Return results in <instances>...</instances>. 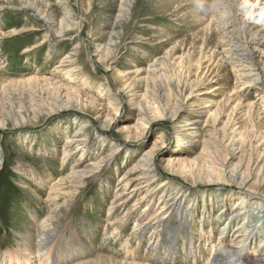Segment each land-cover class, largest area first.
I'll use <instances>...</instances> for the list:
<instances>
[{
  "label": "rangeland",
  "instance_id": "1",
  "mask_svg": "<svg viewBox=\"0 0 264 264\" xmlns=\"http://www.w3.org/2000/svg\"><path fill=\"white\" fill-rule=\"evenodd\" d=\"M24 1L0 0V264H10L11 258L14 264H48V256L39 253L37 244L39 226L45 221L54 235L49 242L52 256H72L74 250L78 255L60 264H141L147 256H151L148 264H207L213 246L203 248L198 229L207 228L211 243H218L221 227L230 216L251 210L239 201L221 205L235 194L251 193L264 207V0H64L81 21L79 30L65 36L58 34L65 16L61 0ZM30 3L35 11L25 9ZM230 4L236 18L231 24L224 18ZM213 10L222 15L210 30ZM123 14L127 29L118 51L107 60L109 72L98 63L90 41L108 20L116 21ZM224 36L245 39L241 41L260 68L259 81L252 77L245 84L235 69L224 71L215 62L217 51L229 49ZM50 45L57 50L48 60ZM77 45L83 73L73 78L67 71H56V65ZM134 47H141L146 57ZM162 58L169 61L165 62L169 64L167 86L181 80L192 94L190 99L167 100L166 108L177 115L176 122L183 123L191 108L181 111L182 104L201 108L205 114L215 111L205 103L214 102L220 115L214 120L207 113L200 129L194 130L198 131L196 140L210 142L213 150L208 152L216 157L219 170L223 163L241 166L249 175V190L225 184L223 176L207 182L196 160H205L209 154L202 157L200 150L181 148L184 137L172 123L159 120L145 128L139 121L136 98L144 92L131 74L140 70L147 75L149 65ZM175 59L179 62L171 64ZM125 84L129 89L123 92ZM250 104L254 117L249 115ZM79 131L81 139L87 140L84 145L72 143ZM234 136L238 137L233 143ZM234 151L236 159L232 160ZM146 160L150 165L144 167ZM74 162L81 163L83 175L71 183V203L67 206L62 195L47 203L51 187L60 177H68ZM137 165L152 166L156 173L154 180L140 186L146 185L139 199L167 180L171 185L165 188V198L169 203L176 199L180 205L179 210L168 212L163 229L140 240L132 239L131 231L148 202L143 201L124 219L127 226L118 234L110 226L125 216L121 208L110 214V207L116 196L125 194V184L138 176L139 172L128 174ZM151 210L150 216L160 211L156 204ZM259 213L246 216L250 220L230 221L231 227L236 231L242 226L239 232L243 234ZM137 229L141 235L143 227ZM191 233L199 248L195 254L187 250Z\"/></svg>",
  "mask_w": 264,
  "mask_h": 264
},
{
  "label": "bare ground",
  "instance_id": "2",
  "mask_svg": "<svg viewBox=\"0 0 264 264\" xmlns=\"http://www.w3.org/2000/svg\"><path fill=\"white\" fill-rule=\"evenodd\" d=\"M257 1H260V0H257ZM60 3L59 4L61 5V7L63 8L65 12L64 14L65 16L63 20L60 22L61 31L60 32L58 31V34L61 36H65L69 31H72V30L74 31V29H76V31L79 30V27L81 26V21H79V18L75 16L74 12L68 7V5L64 3V0H61ZM21 4H23L22 1H21ZM21 4L19 7H21ZM24 4H25V1H24ZM0 9H2V7H0ZM25 9H28L30 11H35L36 6L30 3L27 7H25ZM213 11H214L213 19L210 20L208 24L209 25L208 28H210V30H211L212 24L218 20V16L222 15L220 11H217V10H213ZM125 14L121 15V17L118 20L116 19V21L108 20L104 24V26L101 28V30H98L96 32L97 35L94 36L93 38L91 37L92 39L90 41V45L95 49L94 55L98 57L97 59L98 63H100L103 67L107 68L109 72H110V67H108L107 60L111 58L112 56H114L115 52L118 51L119 44L120 42H122V39H123L122 33H124V30L127 29L125 25V22H126L125 19L127 18V15ZM47 18L49 17H45L43 19L44 21L49 22ZM54 18L55 16L53 17V20ZM224 18H227L230 24L231 22H234L236 20L235 14L233 11V6L231 4L229 5V12L227 11V13H224ZM229 25L226 24V26H229ZM99 38H105V39L100 41ZM49 39L50 38H48V40ZM222 39L223 41H229L228 46H227L229 49L227 50V52L225 51V53H224L223 47L221 48V50L217 51L218 54L217 56H215V62L221 68H223L224 71H228L229 67H231L232 69H235L237 71L238 79L245 81L248 78L256 77L257 80L259 81L260 76H261L260 68H258V66L255 65L253 61L254 60L253 54L251 53V50L249 49V47L246 45L245 41H241L245 39L242 37V38H239L240 40H238L232 37L228 38L227 36H224ZM134 48H135L134 51L137 54H139L142 57H146L145 51L140 52L141 47H134ZM56 50H57V46L50 45V47L47 50V55H46L48 60L49 58H51V56L55 55ZM220 51L222 52L220 53ZM208 53H210V51H208ZM214 55H215L214 53L211 54V56L213 57ZM81 58H82L81 49L79 48L78 45L76 47L73 46V49L66 54V56L62 59V61L58 65H56L55 70L60 71V72L67 71V73L70 75L69 77H73V78L78 77L83 73V69L80 67ZM166 61H168L167 58H162L160 60H155L154 62H152L149 65V68L147 70V75H144V73L140 72V70L133 72L131 74L132 79L134 80L135 84L144 92L142 96L136 98L137 102L135 105L137 106V112H138L137 116L139 118V121L143 123L144 125L143 127L145 128L147 126L155 124L156 122H160L159 120L172 123L173 127H177L179 129V133L181 134V136L184 137L183 139L184 142L181 141L182 142L180 145L181 148L190 147L191 150H196V151L200 150L202 157H204L206 154H209L207 157L204 158L205 160H199V158H197L196 160V163L199 162L198 163L199 165L197 164L198 166H200V164L202 165L201 168L204 171V174L207 178L206 180L207 182L213 183L215 182V179L217 177H220L221 179V176H223L224 181L226 182L225 184H230L231 187L234 186L236 189H239L242 192L245 190H249L247 186L249 185L250 178H249V175H247L243 171V168L241 166L231 168L227 164L223 163L222 166H220V170H219L218 165L215 164L217 163L215 161L216 157L214 158L212 156V153L208 152L210 150H213L211 149V147H209L210 142L196 140V137L198 136L197 135L198 131H194V130L200 129L199 127L201 126L200 124L202 123V119L204 117H207L208 115L207 113H209V118H214V120H217L218 116L220 115L219 109L217 108L214 102L205 103L206 105H209L207 107L215 108V111L213 112H211V110L207 111L205 113L206 115L202 113L201 111H199L201 108L193 109L190 104H182L181 111L191 108L189 119H187V121L183 123L176 122L177 115H174L171 111H168V109L166 108L165 105L168 102L167 100H170L171 98L178 97V99L182 98L183 100V99H190L192 97V94L189 93L190 86L186 85L181 80H178L175 86H173V83H171L173 87L167 86V80L169 79L168 78L169 72L167 71V68L169 67L168 66L169 64L168 63L166 64L165 63ZM175 62H179V60L178 59L172 60L171 64H174ZM83 80L85 81V78ZM192 82H195V81H192ZM244 83L249 84L247 81H245ZM105 88L106 87L104 86L103 92L108 94L109 92ZM127 89H129V86L128 84H125V86L120 90H122L123 92H126ZM117 97H119V95L115 94L113 98L114 101L116 102L119 101ZM248 108H249V115L251 114V117L256 116L255 112H253L254 110L253 105L250 104ZM81 136H82V132L80 131L76 132L74 134V137H78V138L75 140H72L73 141L72 143L79 144L81 142L80 143L81 145L86 144L87 140L85 139L82 140ZM237 137L238 136H234L231 142L233 143L236 142ZM239 141L240 139H238V142ZM69 143H71V141L70 142L67 141L66 145L70 146L71 144ZM70 147H73V146H70ZM77 149L78 147L75 148L74 151L72 152H69V151L66 152L65 157H67L69 153H75ZM235 152L236 151H234L232 155L230 154L232 157V160L236 159ZM148 161L149 160H146V162H144V167L150 165ZM201 161H203L204 164L201 163ZM80 164H76L74 162V164H72L70 168L68 177H60L57 180V182L51 187L52 188L50 191L51 194H49V197L46 200L47 203L56 201L57 198L55 197H59L61 195L65 198L64 202L67 204V206L69 205V203H71V195H72V190H73L72 188L73 186H71L72 185L71 183H74L75 180H77L81 176L80 174L82 173L83 170L80 169L81 168ZM137 172H139L138 176L131 178V180H129V182L125 184V187H124V191H126L125 194L120 193L118 196H116L114 199L115 202L112 203V206L110 207V212H111L110 214H112L116 209L121 208L120 211H123L125 213V216H122L119 221L116 220L117 222L111 223L110 226L114 228L113 231H116L117 232L116 234H118L120 232V229L122 230L124 227L127 226L126 220L124 219L129 217V215L133 214L136 207L141 205L143 201L146 203L148 202L143 211V214L137 218L133 226V231H131L132 233L130 237L132 239L137 238L138 240H140V239H144L145 236H147L148 234H151L152 232L155 233V231H157L158 228L159 230L163 229V227L166 224V222H164V219L165 217H167L168 212L170 211L174 212V210H179L180 205H179V201L177 202L176 199L173 200V203L172 202L169 203V199L165 198L164 194L166 193V190H167L165 188L167 186L170 187L171 185L167 180H164L160 184L159 186L160 188L158 190L155 189L153 190L152 193H148L142 199H139L143 191V188L146 187V185L142 187L140 186L142 184L143 185L146 184V182L151 179L154 180L153 178L155 177L156 173H154L155 171L152 169V166L150 167V169H146V168H143L142 166L137 165L135 169L130 170L128 174H133ZM118 182H121V181L119 180ZM253 187L254 186H252V188ZM162 192L163 194L159 197L158 194H161ZM252 193L255 194L257 192L253 191L252 189ZM132 200H134V203L133 205H130ZM175 201L176 203L174 204ZM237 201L241 202L239 204L243 205L245 208L251 207V210L250 212L248 211L234 212L230 216L229 218L230 220L227 221L228 223L224 224V226L221 227L222 233L218 237V243H213V244L211 243L213 239H212V236L208 235V231H206L207 228L206 230L204 229L205 227L204 228L200 227L198 229V234H199L198 236H202L200 239H201V242H202L201 245L203 246V248L204 247L206 248V246L209 247L210 245L213 246L211 258L207 264H264V211L261 212L262 210H264V207L260 208V203H261L260 199H257V197L253 196L251 193L250 195H247V196H245L242 193L235 194L229 200H226V202L223 205H221V207L230 206L231 205L230 203L237 202ZM158 203H160V205H158ZM245 203L247 205H244ZM155 204L157 205L158 209H160V211L157 214H154L152 216L148 215V212L152 211L151 209H153V206H155ZM252 212H257V213L261 212V213L256 214L254 223L251 224L249 228L246 227L247 225L245 226L243 234H240L239 232L240 230L239 228L242 226H238L236 231H234L233 228L231 227V224L235 221H240L243 219L250 220V218L246 216H249L250 213ZM230 221H231V224H230ZM141 227H143V231L141 235H138L137 228H141ZM39 228H40L39 237L37 238V244L39 246V253L45 254L48 256L47 259L50 260L48 264H60L63 261L65 262L66 260L70 258L72 259L78 258V255L75 254L76 252L75 250L73 251L72 256L71 255H67V257H65L66 255L65 256H61V255L52 256L53 249L52 250L49 249V242L51 238L54 236L53 232L49 231L50 228L48 229L47 221L42 222ZM191 234L187 235L188 236V238L186 239L188 240L186 241L187 250L191 249L190 253L195 254L197 250L199 251V248L196 246L197 244L195 241V236H193V233ZM56 237L59 240V237L57 236V234H56ZM130 237L128 240L131 239ZM257 241H258V244H256ZM175 243L176 241H173L171 246H173ZM253 246H254V249H253L254 251L251 252L250 250H252ZM156 249L157 247L154 248V251ZM184 249H186V247ZM69 256L70 258H68ZM150 258L151 256H147L144 263H141V264H146V263L148 264ZM16 260L17 262L19 261L18 258H16ZM9 262L10 264H14V260L12 258L9 259Z\"/></svg>",
  "mask_w": 264,
  "mask_h": 264
}]
</instances>
